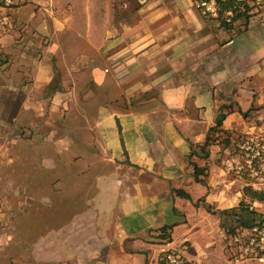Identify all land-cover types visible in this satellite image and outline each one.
I'll return each mask as SVG.
<instances>
[{
  "label": "crops",
  "instance_id": "crops-1",
  "mask_svg": "<svg viewBox=\"0 0 264 264\" xmlns=\"http://www.w3.org/2000/svg\"><path fill=\"white\" fill-rule=\"evenodd\" d=\"M123 1L24 0L0 35V124H34L36 110L76 105L86 126L79 136L46 133L44 172L57 169L55 157L87 152L84 168L61 170L77 173L83 207L52 235L46 259L36 252L29 264H157L179 233L185 250L198 247L207 222L225 239L219 212L244 198L248 181L221 161L230 144L215 143L207 158L191 151L223 116L231 143L264 137V4L225 28L193 0ZM10 147L0 148V189L12 169L14 205L30 206L17 220L37 204L38 166L32 142L17 134L12 158ZM191 163L206 168L205 184ZM254 208L264 214V204ZM166 227L170 242L160 237Z\"/></svg>",
  "mask_w": 264,
  "mask_h": 264
},
{
  "label": "rangeland",
  "instance_id": "rangeland-1",
  "mask_svg": "<svg viewBox=\"0 0 264 264\" xmlns=\"http://www.w3.org/2000/svg\"><path fill=\"white\" fill-rule=\"evenodd\" d=\"M167 1L163 0V2ZM124 3L127 6L132 4L136 8L143 7L130 0L120 2L119 6H123ZM27 6L30 8L35 7L30 1ZM35 114H37L35 116L37 121L34 124L20 126L15 124L14 120L10 125L0 124V148L5 145L11 146V154L8 157L12 158V145L17 134H19L23 141L32 142L38 166V172L35 175L38 178L37 204L32 206V216L22 214V218L17 220L14 218V213L18 209L23 213L27 210L29 212L30 206L28 204L14 205L13 196L16 189L13 186L12 169L9 174L6 173L8 180L11 179L10 182L8 181L7 187L4 190L2 189L3 191L0 189V264H29L30 261H35L36 252L38 261L45 260V255L52 249L51 247L56 241L52 235L59 232L66 224H69L71 218L83 207L76 203L79 199L78 193L81 191L77 187L78 179L74 178L77 173L66 174L62 173L61 170L67 164L70 167L74 166L75 170L78 169V166L82 168L83 163L80 161H84V158L88 155L87 152L84 155L83 152L77 150L69 156H63V158L61 156L55 157L57 165L52 166H56L57 169L52 167L55 169L53 172H44L40 169L47 166V154L44 147L47 142L45 140L46 133L52 130L59 135L65 132L79 136V133L85 130L86 126L79 122V110L76 105L70 108L55 107L54 109L49 106L45 109L36 110ZM89 132L92 133V129H89ZM10 164L13 165V163ZM2 172L1 167L0 182L4 178V175H1ZM64 183H66V186ZM3 192L6 196L3 195ZM206 228L208 236L201 232L200 235L195 233L194 238L198 239V247L194 246L191 250H185L184 245L180 244L182 234L179 233L175 236V249H178L185 257H195L194 259H197L199 264H264V258H240L236 255L235 249L229 245L226 234L224 239L220 228L214 226L211 222H207ZM212 239L215 242L214 246L209 244V240L212 241Z\"/></svg>",
  "mask_w": 264,
  "mask_h": 264
},
{
  "label": "built area",
  "instance_id": "built-area-1",
  "mask_svg": "<svg viewBox=\"0 0 264 264\" xmlns=\"http://www.w3.org/2000/svg\"><path fill=\"white\" fill-rule=\"evenodd\" d=\"M139 6L150 0H130ZM245 0H237L244 2ZM251 1V0H250ZM253 1V0H252ZM24 0H0V35L8 34L13 27L11 12L24 5ZM196 9L205 17L218 18L220 6L217 0H193ZM263 0H254L253 4L261 6ZM127 7V4H123ZM234 12L229 9L224 14L226 23H232ZM107 71V70H106ZM229 173L246 179L252 186L264 189V137L257 134L242 136L225 148L221 157ZM264 220V218H263ZM229 245L240 258H264V222L256 221L249 229H238L229 240ZM157 264H194L178 249L165 251Z\"/></svg>",
  "mask_w": 264,
  "mask_h": 264
},
{
  "label": "trees",
  "instance_id": "trees-1",
  "mask_svg": "<svg viewBox=\"0 0 264 264\" xmlns=\"http://www.w3.org/2000/svg\"><path fill=\"white\" fill-rule=\"evenodd\" d=\"M253 1L245 0L244 2H237V0H217L220 6V14L216 20H218L223 27L231 28L235 21L243 17L248 18L250 12L258 7L253 4ZM263 4L264 0L262 5ZM229 9H232L234 12V18L230 24L226 23L224 19V14ZM223 119L224 116L215 127L211 128L206 142L198 147L199 153L192 149L191 157L198 154L203 158H207L209 155V148L217 142H219V144H231V136L220 130ZM192 165L194 167V177L196 181L205 184V180L201 177L207 176L206 168H201L197 164ZM243 192L244 198L237 207L219 212L220 216L223 218L222 227L225 231L227 240H229L232 235H235L238 229H249L258 220L264 222V214L258 213L254 208L256 202L264 204V189L256 188L247 182ZM175 195L191 200V197L181 190H175ZM206 208L208 212L212 213L211 207ZM171 229V227H166L159 230L160 237L170 242Z\"/></svg>",
  "mask_w": 264,
  "mask_h": 264
}]
</instances>
